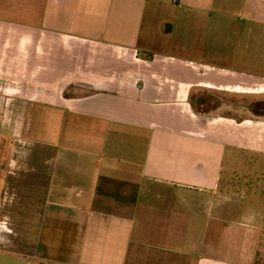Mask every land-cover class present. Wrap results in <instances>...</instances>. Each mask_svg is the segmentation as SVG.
<instances>
[{"label":"crops","instance_id":"1","mask_svg":"<svg viewBox=\"0 0 264 264\" xmlns=\"http://www.w3.org/2000/svg\"><path fill=\"white\" fill-rule=\"evenodd\" d=\"M167 4L0 0V187L43 197L38 264H251L226 155L264 154V77L155 41Z\"/></svg>","mask_w":264,"mask_h":264},{"label":"rangeland","instance_id":"2","mask_svg":"<svg viewBox=\"0 0 264 264\" xmlns=\"http://www.w3.org/2000/svg\"><path fill=\"white\" fill-rule=\"evenodd\" d=\"M157 9L166 19L151 21L159 26L152 32L155 41L161 40L163 46L168 41L172 50L176 41L183 57L264 77V0H200L178 8L168 0L167 5L152 6L150 16ZM5 148L0 140V168ZM229 156L235 159L231 165L237 172L231 176L238 177L232 183L247 188V219L257 224L251 264H264V154L227 152ZM42 201L43 197L11 186L0 187V264H38L35 247Z\"/></svg>","mask_w":264,"mask_h":264},{"label":"flooded vegetation","instance_id":"3","mask_svg":"<svg viewBox=\"0 0 264 264\" xmlns=\"http://www.w3.org/2000/svg\"><path fill=\"white\" fill-rule=\"evenodd\" d=\"M251 108L254 109L256 112L259 111L264 112V105H256V106L253 105Z\"/></svg>","mask_w":264,"mask_h":264}]
</instances>
